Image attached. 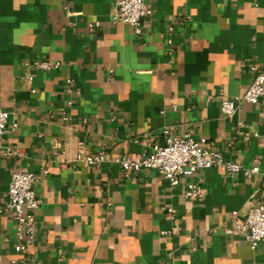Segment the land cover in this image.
<instances>
[{"label": "crops", "instance_id": "1", "mask_svg": "<svg viewBox=\"0 0 264 264\" xmlns=\"http://www.w3.org/2000/svg\"><path fill=\"white\" fill-rule=\"evenodd\" d=\"M117 1L0 0V108L10 114L0 209L11 172L34 174L28 253L39 264H264V239L251 250L225 233L233 212L264 205V97L230 118L218 102L242 96L250 67L264 64V0H144L152 13L138 35L111 20ZM36 61L60 66L45 72ZM166 128L258 173L210 168L171 187L115 163L161 144ZM79 146L103 162H75ZM190 182L202 199L184 197ZM14 233L12 213H0V264L21 260Z\"/></svg>", "mask_w": 264, "mask_h": 264}, {"label": "built area", "instance_id": "2", "mask_svg": "<svg viewBox=\"0 0 264 264\" xmlns=\"http://www.w3.org/2000/svg\"><path fill=\"white\" fill-rule=\"evenodd\" d=\"M151 13V9L144 0H118L111 14V20L133 28L138 35L140 23ZM98 27V22L88 26L90 31ZM168 31L172 32V28L168 27ZM171 45L172 42L168 39L167 46L171 47ZM34 66L38 70L48 72L57 69L60 64L36 61ZM250 72L252 82L242 96L233 100L218 99L220 111L224 117L234 116L242 103L256 105L264 97V64L251 66ZM72 83L73 80H66V84L72 85ZM9 116L8 112L0 108V136L7 131ZM12 128H16V124L13 123ZM162 137L161 144H153L148 151L135 158L121 157L115 160V163L124 173L137 174L142 170H152L163 176L171 187L178 186L180 178L189 177L210 168L220 167L230 177L236 174L251 177L258 173V166L245 169L240 164L225 160L220 153L207 150L204 147L206 144L204 138L194 140L189 134L175 136L167 128L162 131ZM7 152L10 155L17 154L11 149H7ZM75 162L91 167L98 166L103 162V153L86 155L83 147L79 146ZM35 180L34 174L30 172L23 170L11 172L8 189L4 195L5 202L0 209V213L11 212L13 215L14 237L17 250L21 255L19 264H39L32 260L28 253V246L36 236L35 213L40 207V200L34 190ZM183 195L188 200L197 201L203 198L204 190L201 185L190 182L186 185ZM232 221L233 229H226L225 233L232 234L234 231L241 233L251 250H255L264 239V205L249 204L245 216L241 217L239 212H233Z\"/></svg>", "mask_w": 264, "mask_h": 264}]
</instances>
